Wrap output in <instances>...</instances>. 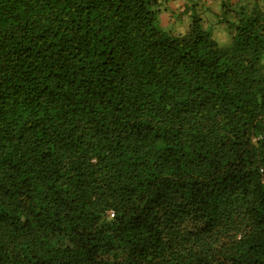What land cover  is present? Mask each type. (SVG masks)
Masks as SVG:
<instances>
[{"label":"trees","instance_id":"16d2710c","mask_svg":"<svg viewBox=\"0 0 264 264\" xmlns=\"http://www.w3.org/2000/svg\"><path fill=\"white\" fill-rule=\"evenodd\" d=\"M170 1L0 0V264H264V0Z\"/></svg>","mask_w":264,"mask_h":264},{"label":"crops","instance_id":"0c3cea01","mask_svg":"<svg viewBox=\"0 0 264 264\" xmlns=\"http://www.w3.org/2000/svg\"><path fill=\"white\" fill-rule=\"evenodd\" d=\"M176 1L177 0H171L170 2H169V6H171L173 9H176L178 12L179 11H183L184 10V3L182 2V1H179V5L177 6V7H175L176 6ZM168 6V7H169ZM166 20V19H165Z\"/></svg>","mask_w":264,"mask_h":264},{"label":"rangeland","instance_id":"374dc122","mask_svg":"<svg viewBox=\"0 0 264 264\" xmlns=\"http://www.w3.org/2000/svg\"><path fill=\"white\" fill-rule=\"evenodd\" d=\"M164 23H166V22H164ZM171 24V23H170ZM189 24V22H186V27H188L187 25ZM172 25V24H171ZM171 25H170V27H171ZM169 27V28H170ZM179 28H181L182 30H183V27H181V26H179ZM223 29H226V28H223ZM214 35L216 36V37H218L219 39H223V37L225 38V35L224 34H222V30H220V29H217L216 30V34L214 33ZM226 39V41H227V38H225ZM229 42H230V40L228 41V42H226L227 44H229ZM227 44H225V45H227Z\"/></svg>","mask_w":264,"mask_h":264}]
</instances>
